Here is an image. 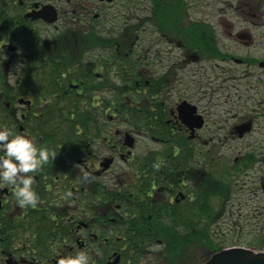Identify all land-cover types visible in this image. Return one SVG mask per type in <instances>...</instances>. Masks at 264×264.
I'll use <instances>...</instances> for the list:
<instances>
[{
    "label": "flooded vegetation",
    "instance_id": "af4514ba",
    "mask_svg": "<svg viewBox=\"0 0 264 264\" xmlns=\"http://www.w3.org/2000/svg\"><path fill=\"white\" fill-rule=\"evenodd\" d=\"M92 31L141 47L140 130L117 127L128 121L117 118L114 83L91 89L89 106L83 68L92 69V83L108 82L110 65L100 63L112 57L98 45L83 49ZM85 107L96 122L102 115L107 132L86 145ZM0 125L54 153L34 177L36 206L20 208L12 187L0 184V264H57L81 249L91 264H135L127 221L194 223L197 181L215 159L222 214H235L242 234L252 227L253 238L264 237V0H0ZM125 132L159 149L137 156L124 146ZM116 157L125 169L109 183ZM144 250L139 263L148 264L156 249Z\"/></svg>",
    "mask_w": 264,
    "mask_h": 264
},
{
    "label": "trees",
    "instance_id": "16d2710c",
    "mask_svg": "<svg viewBox=\"0 0 264 264\" xmlns=\"http://www.w3.org/2000/svg\"><path fill=\"white\" fill-rule=\"evenodd\" d=\"M84 39V50L93 44L107 50L111 49L110 54L113 60L110 64L102 62L100 66L107 68L110 65V69L114 68L116 78H118L119 82H122L119 85H112L115 89L112 93L115 96L113 102L117 118L128 121L125 124L129 128L142 129L146 108L144 106L142 79L139 77L140 53L135 56L134 48L128 46V44L114 45L115 42L119 41L118 39L110 36L103 37L94 31L86 34ZM114 61L115 64H113ZM70 65V56H68L67 67ZM86 68L87 66H84L83 69L84 72L88 73V76L81 78V81L84 82L82 89L89 98V106H92L91 89L95 87L101 91L106 84L104 82L92 83L93 80L89 77L92 74V69L90 68L89 71H86ZM136 80L139 81V84H136ZM72 81L78 82V80L70 78L69 82ZM86 82H89V85ZM82 89L79 88L78 90ZM100 102H103L106 107L109 101L106 98H100ZM86 107L83 109L82 115H79V118H81L79 130L82 132L85 145L94 135L107 137V132L103 133L102 131L106 128V125L102 122V115L100 116V121L96 122L92 119V114H95L91 109L92 107ZM66 125L68 133L70 128L75 132L76 125L74 123L67 122ZM168 147L171 149V144ZM137 166H140V164H137ZM197 185L195 200L196 221L194 223L187 221L175 223L172 220L160 222L145 220L143 223L127 221L125 229L127 241L128 245L133 248V250H129V254L134 258L135 264L145 260L144 248L149 249L152 245H158L152 261L153 264H199L211 252L220 248L219 244L214 243L215 233L213 227L223 210L221 200L224 184L219 177H216V174L211 173L198 180ZM100 197L103 199L109 197V190L103 185L100 187ZM131 230L134 234L135 232L137 234L132 235L129 232ZM255 245L260 249L264 248V237L261 238L260 244L258 241ZM132 263L133 261H131Z\"/></svg>",
    "mask_w": 264,
    "mask_h": 264
},
{
    "label": "clouds",
    "instance_id": "9594fccd",
    "mask_svg": "<svg viewBox=\"0 0 264 264\" xmlns=\"http://www.w3.org/2000/svg\"><path fill=\"white\" fill-rule=\"evenodd\" d=\"M0 184L11 186L15 202L20 208L34 207L40 197L34 188V177L54 157L47 145H38L28 133H15L0 125ZM159 167V165H154ZM57 264H91L90 255L81 249L61 256Z\"/></svg>",
    "mask_w": 264,
    "mask_h": 264
},
{
    "label": "rangeland",
    "instance_id": "374dc122",
    "mask_svg": "<svg viewBox=\"0 0 264 264\" xmlns=\"http://www.w3.org/2000/svg\"><path fill=\"white\" fill-rule=\"evenodd\" d=\"M123 5V3H121ZM124 10L120 9V13H123ZM119 19V18H118ZM110 22V21H109ZM109 22L107 24H105V27L109 28L111 25L109 24ZM124 22L123 18L121 19V21L117 20L114 21V23H119V25H121ZM105 31L104 33H102L101 35L104 36H110L113 37L112 34H109V32ZM116 35V32L114 33ZM141 47L137 46V52H135V56L139 54ZM109 50V49H108ZM108 50H102L99 49V53L102 54V56H109L108 54ZM113 60V58H110L109 62H111ZM89 63V62H88ZM115 64V61L114 63ZM111 73L110 75H108V82H104L106 85L110 84H115V85H119L122 84V82H119L118 78H115L112 74V72L114 71V69H110ZM107 77V76H106ZM89 84V83H87ZM108 89V88H107ZM100 98H109V95L101 92L100 93ZM113 98V96H111ZM115 99V96L113 98V101ZM120 129H125L123 127V125H119L118 126ZM118 139V138H117ZM137 140L135 141L134 144V152L135 155L139 156L143 151L147 150V149H157L158 146L155 144H151L148 142H145L143 139L140 138H136ZM159 149V148H158ZM102 151V149H101ZM107 150L105 151V154H107ZM232 161L233 158H229V161ZM216 164H213V166H211V168L213 169V173L216 174V177L220 178V173H221V167L222 164L220 163V160H216L215 161ZM212 164V163H211ZM112 167L109 169V172L106 174V177L104 178V180H107V182L109 181V183H111L110 177H112V175L114 176L115 173H118L122 170L125 169V166L121 163V161L116 157L115 158V163L113 162ZM109 179V180H108ZM233 200L235 201V197H233ZM236 218L235 214H233V217L229 218L225 216V214L221 213L220 216L218 217V220L215 224V226L213 227L214 229V243H217L219 245H221L222 247H230V246H245V247H249L250 244H256L259 241V244L261 242V238L260 236L253 238V236L257 233V231H253L250 232L248 230H250V228L252 227H248L247 232H245L244 234H242L238 228V223H235V219ZM264 251V250H262Z\"/></svg>",
    "mask_w": 264,
    "mask_h": 264
},
{
    "label": "water",
    "instance_id": "95a60500",
    "mask_svg": "<svg viewBox=\"0 0 264 264\" xmlns=\"http://www.w3.org/2000/svg\"><path fill=\"white\" fill-rule=\"evenodd\" d=\"M124 144L132 146V138L126 134ZM111 159L102 162L103 168H107ZM200 264H264V252L245 247H228L213 252Z\"/></svg>",
    "mask_w": 264,
    "mask_h": 264
},
{
    "label": "bare ground",
    "instance_id": "6f19581e",
    "mask_svg": "<svg viewBox=\"0 0 264 264\" xmlns=\"http://www.w3.org/2000/svg\"><path fill=\"white\" fill-rule=\"evenodd\" d=\"M119 125H123V127L125 128L124 130H126V127H127V125L125 126L123 123H119L118 125H117V127L119 126ZM119 128V127H118ZM120 129V128H119ZM126 134H128L131 138H132V146L131 147H128L127 145H125L124 144V146L126 147V148H128V149H130L131 151L132 150H134V144H135V141L137 140L136 138H140L139 136H136V135H132V134H130V133H128V132H125ZM141 139V138H140ZM133 140H135V141H133ZM158 149V148H157ZM101 182H104L103 181V178L101 179ZM104 187H106V186H104ZM120 218V217H119Z\"/></svg>",
    "mask_w": 264,
    "mask_h": 264
}]
</instances>
